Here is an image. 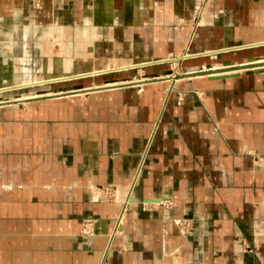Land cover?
Segmentation results:
<instances>
[{
	"label": "crops",
	"instance_id": "crops-1",
	"mask_svg": "<svg viewBox=\"0 0 264 264\" xmlns=\"http://www.w3.org/2000/svg\"><path fill=\"white\" fill-rule=\"evenodd\" d=\"M21 3L0 0V22L24 13ZM35 4L21 21L22 55L10 59L19 81L0 84L9 88L0 94L45 81L30 73L42 24ZM115 8L128 13L108 19L105 37L95 29L89 65L145 64L188 49L213 62L214 49L264 42V0ZM44 30L49 38L62 28ZM8 37L0 26L3 54ZM241 51L222 60L244 62L264 46ZM63 61L67 69L71 59ZM161 65L137 74L166 72ZM94 68L84 73L110 69ZM222 68L95 87L42 113L0 109V264H264V70L212 75Z\"/></svg>",
	"mask_w": 264,
	"mask_h": 264
},
{
	"label": "water",
	"instance_id": "water-1",
	"mask_svg": "<svg viewBox=\"0 0 264 264\" xmlns=\"http://www.w3.org/2000/svg\"><path fill=\"white\" fill-rule=\"evenodd\" d=\"M37 1L41 3V7H42L43 0H22L21 7L24 9V13L15 14L13 12L12 16H10V15L8 16L9 19L8 18L7 19L3 18V20H1V22H0V26L2 27V29L4 31V34H8L9 35L8 38H9L10 43H11L10 44V48L7 49L8 51L6 50L7 53L3 54V51H5V48L3 47L2 43L0 42V84L10 83V82H11L10 84H14V85L17 84L16 81L18 80V76H17L16 73H14V71L12 69V64L13 63L10 61V59L13 60V58L16 59L18 57H21L22 48H21V54H19L17 56L14 55V39H15L14 38V34L16 32L18 33L19 29H21V33L20 34L18 33V36L21 37V41L23 40L22 39V23H21L22 18L24 16V14L27 13L26 12L27 9H29V8L32 9V8H35L37 6L35 4V3H37ZM74 1L77 3V4H75V7H79L78 9H81V12H82V10H85L84 8H82V6H80L81 2H79V0H74ZM122 1L123 0H103V11L105 12V15H106L107 19L115 18L118 14H120L119 12L122 11V9H118V8L116 9L115 5H118ZM48 2L50 3V0ZM60 2L63 3L64 0H60ZM91 2H92L90 4L91 5L90 6L91 9H94L95 7L99 9L100 5H99V2L97 0H91ZM200 6L201 5L198 4V8H196V11H199ZM47 10H49V9H47ZM49 11H50V15L47 16L48 17V19H47V27H49L50 25L59 24L61 26V28H62V31H63L64 25H63L62 18H60L59 16H56L55 18L51 17V16H54V13H53L52 10H49ZM151 11H153V10H151ZM91 14H92V12H91ZM81 19H82L83 27L77 28L76 29V34H75L76 37H78L81 40V41H79L77 43V46H76L77 50H76L75 56H73V55L70 56L71 52H70V50H67V51H65L67 53L65 56L62 55L61 57L56 59V61L59 62V64H60L57 68L54 67L50 61H48L43 67L40 68V71H38V72H41V73H46L45 75L41 76V75H38V74H32V72H30L33 76H36L39 79H44L45 81H44L43 84L91 78V79L94 80V82L91 83V84L84 85V88H85V86L86 87L90 86V87H87L86 89H90V88L91 89H93V88L97 89L95 87H100V86H105V85H110V84H123V83L132 82L134 80H140V79L143 80V79L155 78L158 75H163V76H166V77H169V76H172V75L175 76V74L178 73V72L187 73V72H192V71L193 72H195V71H203V72H200V73H204L205 74L206 72H204V71L208 70V69H211V68L227 67V68H222L221 70H217V71H220V72H223L224 70H227V69H232V70H229V71H234L233 69H237V68L248 69V67H252L253 71H256V72L260 71V70H264V55L243 58V59H245L244 62H238V60H231V59L222 60L223 57H221L222 53H224L225 55H230L232 53L242 52L241 50L246 49V48H254V47L264 46V42L236 46L238 48H236V47L233 48V46L224 47V48H229L228 50H231V51L227 50L228 52L221 51V49H224V48L214 49V50H217V51H214L215 53H219L220 52L221 54H217L216 57H218V59L217 60H213V62H210V60H208V53L207 54L204 53L202 55V53L206 52V51L192 52V51H189L190 49H188V50H186V52H181V53H198V54H196L195 57H191L190 56L187 59H182L179 56L181 53H179L176 56H172V57L167 58L166 60L146 61L147 63L145 62V64H141L140 62L134 63V64L133 63H131V64L128 63V64H123V65H110L109 64L108 67L107 66L104 67L105 64L98 63V59L95 62V64L97 66L96 65L94 66V64L92 65L91 63L89 65L88 64V60H90V58L93 57V56H91V57H87V58L85 57L86 60H85V62H83L84 68H80L79 67V66H81L80 64H78L76 66H73V62H74L75 57H78V59H79L80 56H83V54H80V53L78 54V49L79 48L80 49L83 48L82 46H84L85 43H87L86 46H88V44H91V39L90 38H92L91 35L95 31V29H96V32H97L98 35L101 33L98 25L95 24L94 16L87 15V16L82 17ZM83 30L86 31L87 34H88L87 35L88 38H86V39L84 37L80 36V33ZM62 31H61L60 34L56 33L53 36L47 38V40L48 39H52V37L55 39L54 36L56 35V37H58V40L60 41V39L62 37ZM88 40H89V42H88ZM22 42L19 45L22 46ZM83 42H85V43H83ZM17 45H18V43H17ZM61 45H64V44H61ZM234 49H238V50H234ZM63 50H65V49H63ZM224 54H222V55H224ZM4 55L7 57V59H9L8 63H4V61H3ZM29 58H30V55H29ZM64 58L71 59V63L68 66L67 69H65L64 66H63L64 65V61H63ZM197 60L203 61V62L200 63V64H196V65H189L188 64L189 62H193V61H197ZM214 62H215L216 65L212 66V64ZM241 63H251V64H246L244 66H237V65H239ZM47 64L49 65L48 69H47ZM156 64L157 65L158 64H162L161 66L166 69V72H163L161 74H148L147 72H145L143 74H137V70L138 69L145 70L146 68H148V66L156 65ZM126 65H131V66L128 67V68L122 67V66H126ZM30 66H31V60H30ZM4 67H7V68H4ZM90 67H91V69H90ZM94 67H99L97 69H105V68H109L110 67V69L105 70V72H103L102 74H98L96 76H91V75H88V73H84V72H88L90 70H94L95 69ZM74 68H76L75 72L71 73V72L74 71L73 70ZM57 69L58 70L60 69V71H61L60 74L57 73V71H58ZM47 73H48V75H47ZM206 74H208V73H206ZM106 75H108V77H110L111 80H107V81H98V80H96V79L104 78V77H106ZM232 75H234V74H232ZM58 77H60V78H58ZM12 80L14 81L13 83H12ZM20 88L17 87L15 89H20ZM14 90H11L9 92H13ZM11 100L13 101L14 99H11ZM11 100H2L0 102L1 103L2 102L3 103H11V102H5V101H11Z\"/></svg>",
	"mask_w": 264,
	"mask_h": 264
},
{
	"label": "rangeland",
	"instance_id": "rangeland-1",
	"mask_svg": "<svg viewBox=\"0 0 264 264\" xmlns=\"http://www.w3.org/2000/svg\"><path fill=\"white\" fill-rule=\"evenodd\" d=\"M43 0L41 14H40V20L42 24L39 26V29L36 32V35L31 38V48H30V60H31V67H32V74H38V75H45L46 73L38 72L40 71V68L43 67L48 61L52 63L54 67H58L60 64L56 61L57 58L61 57L62 55H66L67 53L65 51L70 50L71 55L75 56L76 53V46L79 41H81L78 37H76V29L83 27L82 24V17L87 15L94 16L95 24L98 25L103 37L106 36L108 32V26L107 22L108 19L105 15V12L103 11V0H97L99 2V9L94 8L91 9V0H79L80 6L84 8L85 10L78 9L79 7H75V4H77L74 0H64L63 3L60 2V0ZM179 1V0H176ZM82 4V5H81ZM47 9L52 10L54 13V16H51L55 18L56 16H59L62 18L64 29L62 31V37L60 41L58 40V37L56 35L54 36L55 39L52 37V39H48L43 37V31L44 28L47 26ZM93 10V11H92ZM128 9H123L121 12H119L122 16L127 15ZM38 11V10H37ZM92 12V14H91ZM106 23V24H105ZM18 33H21V29H19ZM18 33L16 32L14 34V55L21 54V45H19L21 41V37L18 36ZM18 43V45H17ZM81 43V42H80ZM79 43V44H80ZM85 43V42H83ZM64 44V45H61ZM100 49L102 50L108 49V42L107 41H98ZM40 45V46H39ZM65 49V50H63ZM94 48L91 44H88L85 48H79L78 53L83 54V56L75 57L73 66H76L80 64V68H84L83 62H85L87 57H91L93 54ZM86 57V58H85ZM58 70V69H57ZM74 71L71 73H74L76 68L73 69ZM232 70V69H227ZM241 70V71H247V72H256L253 71L252 67H248V69H233ZM258 72V71H257ZM57 73H61L60 69L57 71ZM183 72H178L175 74L176 77H181ZM48 75V73H47ZM116 77V76H115ZM114 77V78H115ZM98 81H107L111 80L108 75L104 78L96 79ZM94 80L91 78L88 79H78V80H69V81H61V82H54V83H46L43 85H36L34 87H27V88H20L15 89L13 92H7L5 94H0V101L2 100H11L15 99L14 101H11L8 105L6 103L0 102V109L6 110V108H10V110H16V111H28L29 109H32L35 112H47V103L53 102V100L58 99L59 97H66L71 95H81V94H87L95 89H86L90 86H85L86 84L93 83ZM83 85V86H82ZM122 84H120L121 86ZM77 87V88H76ZM109 88V87H107ZM79 89V90H78ZM101 89V88H99ZM8 89H2L1 91H6ZM24 97H27L28 99H25L23 101H19L18 99H22ZM35 97V98H31ZM17 98V99H16ZM56 105V102L53 103ZM53 105V106H54ZM52 106V105H51ZM52 106V107H53ZM12 108V109H11ZM86 224V223H85Z\"/></svg>",
	"mask_w": 264,
	"mask_h": 264
},
{
	"label": "bare ground",
	"instance_id": "bare-ground-1",
	"mask_svg": "<svg viewBox=\"0 0 264 264\" xmlns=\"http://www.w3.org/2000/svg\"><path fill=\"white\" fill-rule=\"evenodd\" d=\"M246 64V63H245ZM244 66V65H243ZM226 68V67H225ZM224 73H228V71H223V72H216L215 71V74H212V75H216V76H219V75H222V74H224ZM229 73H230V71H229ZM234 73V72H233ZM208 75H210V74H208ZM213 77H215V76H213ZM24 99H28V98H22V99H18L19 101H22V100H24ZM6 102H11V101H6ZM3 103V102H2ZM6 104H9V103H6ZM120 220V219H119Z\"/></svg>",
	"mask_w": 264,
	"mask_h": 264
},
{
	"label": "built area",
	"instance_id": "built-area-1",
	"mask_svg": "<svg viewBox=\"0 0 264 264\" xmlns=\"http://www.w3.org/2000/svg\"><path fill=\"white\" fill-rule=\"evenodd\" d=\"M144 207H145V205H144ZM83 230H84V232L88 231L87 227H84Z\"/></svg>",
	"mask_w": 264,
	"mask_h": 264
}]
</instances>
